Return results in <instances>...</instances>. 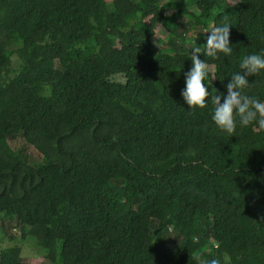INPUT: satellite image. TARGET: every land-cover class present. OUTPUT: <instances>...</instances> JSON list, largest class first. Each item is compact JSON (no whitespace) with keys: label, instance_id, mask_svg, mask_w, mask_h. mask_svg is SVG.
I'll list each match as a JSON object with an SVG mask.
<instances>
[{"label":"trees","instance_id":"1","mask_svg":"<svg viewBox=\"0 0 264 264\" xmlns=\"http://www.w3.org/2000/svg\"><path fill=\"white\" fill-rule=\"evenodd\" d=\"M225 23L231 55L199 57L211 95L264 54V0H0V247L31 238L46 264H264V131L229 136L211 97L181 96L192 49ZM248 79L264 101V71ZM24 255L10 245L0 264Z\"/></svg>","mask_w":264,"mask_h":264},{"label":"clouds","instance_id":"2","mask_svg":"<svg viewBox=\"0 0 264 264\" xmlns=\"http://www.w3.org/2000/svg\"><path fill=\"white\" fill-rule=\"evenodd\" d=\"M230 28L228 24L210 26L204 48L196 46L191 53V68L185 75V89L181 96L190 110L207 107L209 97L214 106L212 121L221 132L235 136L237 125L241 128L255 125L257 131H264V101L245 94V89L251 87L249 77L264 71V54H250L243 57L239 67L226 85V92L211 95L205 81L209 77L210 65L199 57L203 53L214 60L219 54L230 56ZM223 101V102H222ZM198 264H219L217 259L203 261L200 255L194 257Z\"/></svg>","mask_w":264,"mask_h":264},{"label":"rangeland","instance_id":"3","mask_svg":"<svg viewBox=\"0 0 264 264\" xmlns=\"http://www.w3.org/2000/svg\"><path fill=\"white\" fill-rule=\"evenodd\" d=\"M227 2L231 5L236 4L238 0H227ZM190 10L196 14H199L200 11L197 9L196 6H192ZM172 9H166L165 10V15L170 16L172 14ZM191 37L195 36V33L192 32L190 34ZM168 37V31L165 28H162L161 25L158 26L157 32H156V37L153 39L154 42L159 45L161 44V41L166 39ZM19 66V60L14 56L13 57V66L12 69L16 70ZM214 73V68L210 67V74L213 75ZM112 81L118 82V83H123L125 82V78L123 76H117L115 78H112ZM211 81H213V78H211ZM10 145L14 150L19 149L20 147L25 150V153L27 155V159L31 164H37L42 161L41 156L39 153L31 146L25 145L23 142V139L18 136L14 140L10 141ZM17 235L19 236L20 233L18 232ZM18 238V237H17ZM18 243L25 251V255L23 260L25 262H28L30 264H46L47 262L45 261V252L41 249V247L37 244L36 240H33L31 238L25 240V241H19L15 240L14 242H4L2 246L0 247V251L5 249L6 247L10 245H14Z\"/></svg>","mask_w":264,"mask_h":264}]
</instances>
